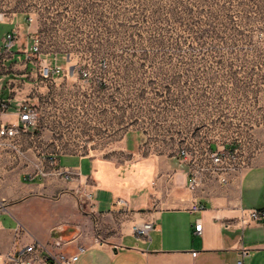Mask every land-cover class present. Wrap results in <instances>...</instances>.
<instances>
[{
  "label": "rangeland",
  "instance_id": "374dc122",
  "mask_svg": "<svg viewBox=\"0 0 264 264\" xmlns=\"http://www.w3.org/2000/svg\"><path fill=\"white\" fill-rule=\"evenodd\" d=\"M0 14L21 49L30 33L35 59L71 65L32 102L48 152L264 161V0H0Z\"/></svg>",
  "mask_w": 264,
  "mask_h": 264
},
{
  "label": "crops",
  "instance_id": "0c3cea01",
  "mask_svg": "<svg viewBox=\"0 0 264 264\" xmlns=\"http://www.w3.org/2000/svg\"><path fill=\"white\" fill-rule=\"evenodd\" d=\"M15 22L0 21V26H9L0 31V45ZM22 31L14 57L0 74V101L9 103L0 123L15 121L17 105L34 102L36 93L56 77L41 80L37 62L25 60L19 45ZM44 60L50 67L71 66L65 59ZM18 140L24 156L0 160V264L32 243L42 245V254L65 256L83 247L71 264H234L241 247L247 250L244 264H264V223L237 222L241 209L263 205V160L242 157L245 165L229 168L223 183L209 169L208 152L201 157L148 154L127 159L66 152L56 154L58 165L71 173L65 179L43 174L47 157L54 153L42 144V133L29 129ZM192 171L197 174L193 189ZM193 203L202 208L191 210ZM144 222L152 228L146 237H138L131 227ZM55 241L60 243L56 247Z\"/></svg>",
  "mask_w": 264,
  "mask_h": 264
},
{
  "label": "built area",
  "instance_id": "2783aa9c",
  "mask_svg": "<svg viewBox=\"0 0 264 264\" xmlns=\"http://www.w3.org/2000/svg\"><path fill=\"white\" fill-rule=\"evenodd\" d=\"M8 19V18H6ZM0 14V21L6 20ZM30 17L27 21H31ZM22 31V26L20 23L15 22L8 31L0 45V74L7 70V63L14 57L13 48L18 45L19 35ZM28 43L27 47L23 49V54L25 60H34L37 62V73L41 80H46L51 77L52 74L56 76L63 75V67L54 64L51 67L47 64L44 59H35V55L39 53L38 42L33 34H27ZM83 77L87 76L86 72H82ZM9 108L8 102L0 101V114H5ZM17 119L15 121H9L7 123H0V160L2 157L8 155L12 158H17L19 156H24L25 151L22 149L18 136L29 130L36 129L39 121V112L35 105L29 101H21L17 105ZM180 156H188L185 151H180ZM209 169L216 173V178L225 183L226 177L225 173L229 168L239 166H244V161L238 156L236 149H216L211 151L208 155ZM47 168L43 171V174H53L65 179L71 178V173L69 170L62 168L58 165L57 156L51 154L46 159ZM197 183V174L195 171L191 172L189 187L193 189ZM87 198H91V193H85ZM91 211H94V206H90ZM202 205L198 203H193L191 210H199ZM237 222L240 225H247L250 223H264V202L260 208L251 209H241L237 218ZM152 228V223L144 222L141 224H134L131 227L132 232L138 237H146L148 231ZM201 224L195 225V231H200ZM59 241H55L53 246H58ZM43 250L42 245L37 243H32L24 247L18 253H12L7 256V261L4 264H44L48 261H55L58 264H71L78 258V253L84 251L83 247H79L78 253L72 256H65L61 253H53L46 251L44 254L41 253ZM196 252L192 251L191 255L195 256ZM247 254V250L243 247L240 248L238 252V258L234 264H244L243 257Z\"/></svg>",
  "mask_w": 264,
  "mask_h": 264
}]
</instances>
